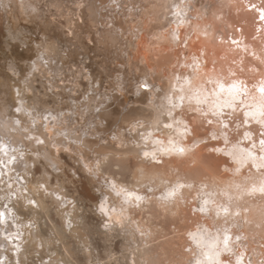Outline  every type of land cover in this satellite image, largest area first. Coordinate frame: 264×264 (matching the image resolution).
<instances>
[{"label": "clouds", "instance_id": "clouds-1", "mask_svg": "<svg viewBox=\"0 0 264 264\" xmlns=\"http://www.w3.org/2000/svg\"><path fill=\"white\" fill-rule=\"evenodd\" d=\"M0 264H264V0H0Z\"/></svg>", "mask_w": 264, "mask_h": 264}]
</instances>
